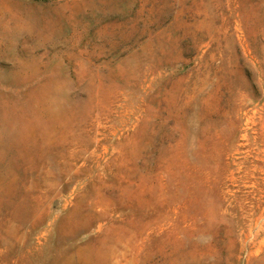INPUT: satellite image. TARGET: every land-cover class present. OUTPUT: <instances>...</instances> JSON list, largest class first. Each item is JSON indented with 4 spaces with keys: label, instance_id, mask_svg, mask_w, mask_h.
I'll return each instance as SVG.
<instances>
[{
    "label": "rangeland",
    "instance_id": "374dc122",
    "mask_svg": "<svg viewBox=\"0 0 264 264\" xmlns=\"http://www.w3.org/2000/svg\"><path fill=\"white\" fill-rule=\"evenodd\" d=\"M0 264H264V0H0Z\"/></svg>",
    "mask_w": 264,
    "mask_h": 264
}]
</instances>
